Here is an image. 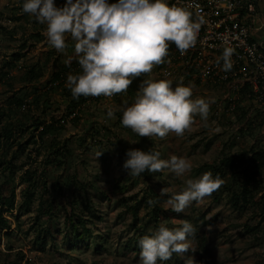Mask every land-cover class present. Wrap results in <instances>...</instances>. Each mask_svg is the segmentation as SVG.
<instances>
[{"label": "rangeland", "instance_id": "obj_1", "mask_svg": "<svg viewBox=\"0 0 264 264\" xmlns=\"http://www.w3.org/2000/svg\"><path fill=\"white\" fill-rule=\"evenodd\" d=\"M261 12L253 27L263 22L264 8ZM45 28L22 12V0H0V110L5 114L0 118V214L7 220L0 221V264H140L139 239L161 221L173 227L182 220L197 229L191 238L195 251L174 253L163 264H185L188 256L202 264H264V168L247 194L241 186L247 160L264 150V106L241 98L228 113L226 91L187 76L175 59L136 77L132 94L82 96L85 101L78 103L66 84L68 74L81 71L74 42L68 36V47L57 51ZM251 34L264 40V27ZM13 54L20 58L13 60ZM58 72L62 77L54 82ZM149 76L171 79L173 86L182 80L192 85L193 98L213 99L208 118L197 114L183 135L163 138L140 137L123 126L121 107L132 102ZM40 121L55 122L61 130L41 140L40 129H33ZM130 148L159 151L162 159L183 156L193 167L180 177L169 169L131 176L123 168ZM56 150L62 155H52ZM226 157L245 161L224 168L222 184L210 195L183 212L173 211L167 204L171 194L189 178L209 171L217 175L215 167ZM12 195L14 209L6 210L1 201ZM78 219L83 223L75 231L71 223Z\"/></svg>", "mask_w": 264, "mask_h": 264}, {"label": "clouds", "instance_id": "obj_2", "mask_svg": "<svg viewBox=\"0 0 264 264\" xmlns=\"http://www.w3.org/2000/svg\"><path fill=\"white\" fill-rule=\"evenodd\" d=\"M189 8L190 5H170L169 0H64L62 5H57L56 0H22V12L46 25L45 35L52 47L64 51L68 36L74 42L81 71L68 74L66 84L76 99L127 92L136 77L150 74L154 65L166 62L170 42L181 53L194 47L205 21L202 17L194 20ZM233 52L231 46L223 48L220 59L226 72L233 67ZM213 102L211 98H193L192 85L182 80L173 86L171 79L149 76L141 81L132 102L121 107V124L140 137L163 138L169 133L181 136L197 114L204 120L208 118ZM113 115L109 108L107 116ZM101 154L98 152L97 157ZM125 156L123 168L131 176L169 169L180 177L193 167L183 156L162 159L161 153L154 150L130 148ZM222 182L218 174L214 176L210 171L189 178L182 189L171 194L167 204L173 211L183 212L193 201L217 190ZM166 191L161 189V194ZM196 232L189 220L173 227L161 221L138 241L140 264H163L174 253L194 252L191 238ZM185 264L202 262L188 256Z\"/></svg>", "mask_w": 264, "mask_h": 264}, {"label": "built area", "instance_id": "obj_3", "mask_svg": "<svg viewBox=\"0 0 264 264\" xmlns=\"http://www.w3.org/2000/svg\"><path fill=\"white\" fill-rule=\"evenodd\" d=\"M169 3L190 5L193 19L202 17L205 23L195 46L184 53L170 42L165 61L175 59L185 67L187 76L224 89L228 113L236 111L241 98L264 106V40L255 41L251 34L264 27V20L256 28L247 20L258 12L257 0H169ZM225 46L234 48L233 67L227 72L220 59ZM169 68L171 65L164 71L165 76L170 75Z\"/></svg>", "mask_w": 264, "mask_h": 264}, {"label": "trees", "instance_id": "obj_4", "mask_svg": "<svg viewBox=\"0 0 264 264\" xmlns=\"http://www.w3.org/2000/svg\"><path fill=\"white\" fill-rule=\"evenodd\" d=\"M56 2H64V0H56ZM13 60H18L20 58L19 54H13ZM33 74V72H30ZM62 74L61 72H58L53 76L54 82H57L61 79ZM128 93L132 94L133 91L130 89L127 90ZM85 100L82 98V96L79 97V102L78 103H83ZM15 103L21 105L22 103L19 100H14ZM76 107V105H72L69 107L70 113H72L73 109ZM4 112L0 110V118L4 116ZM34 131H39V139L43 140L44 137H47L49 135H54L56 132L61 130V126H58L57 123L51 122V123H46L44 121L37 122L33 125ZM1 139V136H0ZM34 139L31 137V140ZM54 147H57V143L52 139L50 148L53 150ZM52 155H62L61 152L53 151ZM244 159L240 157L239 160H235L232 157H226L220 160V163L217 167H215V170H217V174L222 177L223 175V169L226 168L228 170H233L235 168L240 167L241 165L244 164ZM248 163L245 165V168L242 172V181H241V186L244 188L245 192L244 195L247 194V187L251 184H256L257 183V177L260 175L261 170L264 168V150L254 152L251 154L249 159L247 160ZM25 176H28L30 178L31 176V171L27 170L24 174ZM234 203L236 204L238 201V196L234 195L233 196ZM1 206L4 207L6 210L12 211L14 209V198L12 196H8L2 199L1 201ZM262 213H264V201L262 203ZM0 221H3L4 223H7V220H5L0 214ZM70 221V219H69ZM83 222L78 219L75 222L71 223V227L75 230L78 231V226L79 224H82ZM78 237L83 236V234L79 233L77 235Z\"/></svg>", "mask_w": 264, "mask_h": 264}, {"label": "crops", "instance_id": "obj_5", "mask_svg": "<svg viewBox=\"0 0 264 264\" xmlns=\"http://www.w3.org/2000/svg\"><path fill=\"white\" fill-rule=\"evenodd\" d=\"M264 8V0H257V10H258V12H259V14H261L262 15V9ZM256 15H257V13L256 14H252V15H249L248 17H247V20L250 22V23H254L253 21H259L257 18H256ZM262 23V22H261ZM256 28V27H255Z\"/></svg>", "mask_w": 264, "mask_h": 264}]
</instances>
